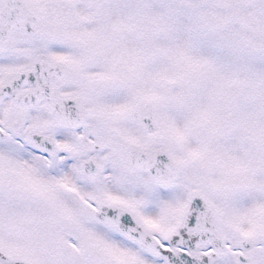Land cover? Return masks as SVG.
Masks as SVG:
<instances>
[{
  "label": "snow or ice",
  "instance_id": "6c2138e0",
  "mask_svg": "<svg viewBox=\"0 0 264 264\" xmlns=\"http://www.w3.org/2000/svg\"><path fill=\"white\" fill-rule=\"evenodd\" d=\"M0 264H264V0H0Z\"/></svg>",
  "mask_w": 264,
  "mask_h": 264
}]
</instances>
